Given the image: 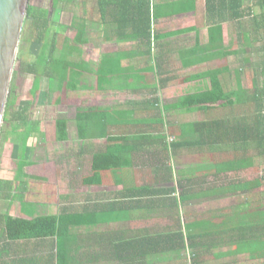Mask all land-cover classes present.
<instances>
[{
  "label": "crops",
  "instance_id": "obj_1",
  "mask_svg": "<svg viewBox=\"0 0 264 264\" xmlns=\"http://www.w3.org/2000/svg\"><path fill=\"white\" fill-rule=\"evenodd\" d=\"M247 6L244 0V8ZM94 10L98 42L94 67L89 69L82 59L88 72L96 73L94 105L99 108V116L103 113L107 117L114 136L131 141L127 147L134 153L127 155V168L114 175L115 186H85L84 178L92 174L93 156L105 143L82 141L79 167L69 173L65 182L69 193L61 195L60 202L64 204L59 203L60 211L54 215L80 213L84 224L72 227L70 235L65 226L64 238L17 242L15 248L20 251L16 249L17 264H59L60 250L69 253L71 264H189L187 251L178 248L180 240L171 241L175 242L171 247L160 242L168 235L186 236L187 228L195 230L198 238L195 251L199 264H247L251 256L233 254L232 234L230 230L226 232L225 221L231 225L233 214L216 213L199 203L192 205L199 198L210 200L207 206L219 198L216 189L206 185L205 177L200 179L201 175L192 171L191 176L180 179L183 184L179 189L177 184L158 179L156 173L152 185H138L148 180L145 172L151 168L141 161L166 153L167 136L165 143L164 138H156L164 136L165 128H155L151 123L163 109L168 131L195 124L188 122V118L199 113H184L176 107L197 90L209 89L208 80L192 82L193 78L209 71L230 69L225 54L241 47L238 42L232 45L233 37L238 39L245 33L246 19L234 22L226 0H212L211 10L207 0H94ZM152 11L158 38L154 70L160 78L158 91L152 85L154 74L147 72L151 47L146 38ZM211 39L216 46L210 45ZM149 112L158 115L153 117ZM149 135L152 141L135 143L141 136ZM180 153L187 159L200 156L188 147ZM79 182L81 187L76 188ZM173 185L175 193L168 195V188ZM196 207L197 213L185 214L187 208ZM221 221L222 231H217L215 228ZM156 240L157 246L153 247L152 241ZM33 243L39 248L29 251L27 246Z\"/></svg>",
  "mask_w": 264,
  "mask_h": 264
},
{
  "label": "rangeland",
  "instance_id": "obj_2",
  "mask_svg": "<svg viewBox=\"0 0 264 264\" xmlns=\"http://www.w3.org/2000/svg\"><path fill=\"white\" fill-rule=\"evenodd\" d=\"M60 1L61 3L57 8L55 0L31 1L33 7L49 10L52 21L57 23L53 26V41L51 43L53 44L56 33L61 32L56 38L58 48L52 53V45L50 44L51 47L46 52L48 60L53 59V63L49 66L52 74L42 68L32 72L29 67L34 63L37 64L38 60L41 61L40 55L43 53V45L36 43L38 35L33 22L32 24L26 23L11 86L10 98L13 99L12 105L9 111L7 108L6 119L2 128L0 140V189L3 190L6 186L8 188L10 182L12 190L9 189L5 192L6 196H8L7 200L0 199V213L10 214L15 217L37 218L39 216L54 215L59 212V203L64 204L62 200L60 202L61 195L69 193V190L65 187V182L69 178V173L79 167V161L77 162V160L82 158L83 144L79 137L77 122L79 109L76 103V95L68 91L67 87L60 89L59 79H53V76L54 74L56 77L62 75L63 67L68 60L74 62L83 59L86 60L89 69L94 67L95 46L98 43L94 1L87 0L86 3L84 2V6L80 4V1H77L76 7L75 4H71V0ZM251 1L247 0L248 6L251 5ZM256 13L260 15L261 12L256 10ZM36 17L40 19V11H36ZM60 24L65 27L60 26ZM83 28L87 31L86 39L89 41L86 45L80 44L75 40ZM244 30L247 33V39L242 42L241 47L236 46L237 39L233 37L232 45L236 47L232 50L238 51V54L229 58V72L222 78L227 91H240L244 97V104L232 110L214 113L210 116L211 119L249 116V121L253 122L256 118L257 113L254 111L250 112V107L252 106L250 99L256 91L264 90V41L255 40L254 33L257 27L254 20H246ZM57 62L59 67H57ZM59 62L61 63L59 64ZM155 68L156 62L151 53V65L147 72L154 74L155 78L152 80V85L154 90L158 91L161 84L158 75L155 76ZM36 87L38 93H36ZM81 88L88 91L91 89L95 90L94 74L88 71L84 73ZM260 111H263L262 106L259 107ZM159 113V118L155 119L151 124L155 128H165L164 136L161 137L159 135L156 138L162 140L167 136L165 145L167 152L165 154L163 153L164 151L162 152L163 154H154L149 157L148 161H141V163H149L151 168H149L148 173L145 172L146 176L148 175L145 178H148V180L141 183L138 182V185L142 186L148 183L152 185L156 173L158 179H164L165 171L161 163L165 161L172 172L174 184H177L179 189L183 184L180 179L183 176H191L192 171L198 172L201 175L200 179L205 177L208 181V183L207 181L205 183L209 188H223L226 191L229 187L234 188L239 184L251 185V188L246 193L229 194L226 192L219 198L212 200L208 206L207 204L210 200L203 201L205 198H199L192 205L199 206V204H203L205 209H210L216 213L229 211L233 215L241 213L242 210L244 211L247 208L253 210L257 208L258 210L260 206L264 207L263 157H258V153L254 151L251 153L254 161L248 163L247 166L235 164L231 166L230 170L226 169L227 171L220 173L214 166L218 159H214L211 154L200 153L198 159L197 157L187 159L180 151L177 154L174 153L173 146L171 148L167 145L168 136L172 137V135L168 131L163 109ZM150 114L153 117L158 115L155 112H149ZM206 119L205 115L198 114L188 118V122L198 123ZM59 120H67L69 122L70 140L68 142H61L59 139ZM167 121L169 123V119ZM175 139V143H177L179 138L175 137ZM24 158L27 162H30V165L26 167L25 175L19 177L20 163ZM85 159L89 164L90 161L87 158ZM83 164L84 167H87L84 161ZM80 166L82 165L80 164ZM161 167L162 172H159L158 169H161ZM48 183L58 187L56 201L53 203L42 194L46 192L44 188ZM75 187H81L80 182ZM77 199L80 200V197ZM186 211L185 214H194L198 212V207L187 208ZM63 236L61 238H64ZM27 247L29 251L39 248L34 243ZM16 249L19 251L18 248ZM26 258L30 257L26 255ZM250 258L247 264H264L263 255H254V258Z\"/></svg>",
  "mask_w": 264,
  "mask_h": 264
},
{
  "label": "trees",
  "instance_id": "obj_3",
  "mask_svg": "<svg viewBox=\"0 0 264 264\" xmlns=\"http://www.w3.org/2000/svg\"><path fill=\"white\" fill-rule=\"evenodd\" d=\"M77 1H80V4L84 6V2L86 3L87 0H71V4H75L76 7ZM60 3V0H55L56 8L59 7ZM207 3L208 10H211L212 0H207ZM226 3L230 4L233 21L240 22L241 20L243 22L245 19L254 20L257 27L254 33L255 40L264 41V0H252L251 5L247 6L246 9L244 8V0H226ZM256 10H260V15H257ZM36 11H40V19H37ZM27 22L28 24H32L33 22V26L35 25V30L38 35L36 43L43 45V53L40 55L41 61L38 60L37 64L34 63L29 68L32 72L41 70L42 68L52 74L49 66L53 63V59L49 61L46 52L51 47L50 44L52 45V53L58 48L56 38L61 32L56 33L54 42L53 44L51 43L53 41V26L57 23L52 21L49 10L38 9L32 5L29 9ZM151 22L152 19L149 20V32L146 38L150 47ZM60 26L64 25L60 24ZM86 34L87 31L83 28L75 40L80 44L86 45L89 42L86 39ZM246 39L247 33H242V36L240 38L238 37L237 42L242 44ZM214 44H212L211 39L210 45L213 46ZM237 54L238 52L232 51V53L225 54V58L228 59ZM57 67H59L58 62ZM87 71L90 70L85 67L83 60L74 62L68 60L63 67L62 75L56 77L54 74L53 79H59L60 89L67 87L68 91L76 95V103L79 109L77 122L80 139L82 141L102 140L105 143V147L94 154L92 174L84 178V185L113 187L116 184L114 175L127 168V155L129 153L133 154L134 152L128 151L127 145L131 141L129 142L127 137L114 136L107 124V117L103 113H99L101 114L100 116L97 114L99 108L94 105V100L97 96L96 90L91 89L88 91L81 88L82 77ZM91 72L96 74L94 70ZM228 72V69L209 71L206 74L193 78L192 82L208 80L210 83L209 89L201 88L197 90L196 94L183 98L176 108L184 113L197 112L205 115L207 119L195 123L191 127L180 129L179 131L169 129L172 137L179 138L178 142L172 145L174 153L177 154L178 151L188 147L201 154H211L214 159H218L214 166L220 173L225 172L226 169L230 170L231 166L235 164L247 166L248 163L254 161L251 156V153L254 151L258 153V157L264 158V90L256 91L250 99V103L252 104L250 112L254 111L257 113L253 122L249 121V116L241 118H210L214 113L232 110L244 104V97L239 90H226L222 78ZM99 83L102 84L100 74ZM36 93H38L37 87ZM12 100V98L9 99L8 111L11 108ZM260 106H262L263 111L259 112ZM69 129V122L67 120L58 121V133L61 142H68L70 140ZM150 137V135L145 137L141 136L135 143L152 141L153 139ZM163 141L165 143L166 140L164 139ZM165 151L167 152V148ZM166 163L165 161L161 163L165 171L164 181H169L173 184L172 172ZM28 165H30V162H27L24 158L20 163L19 177L25 175L24 172ZM162 167L158 169L159 172H162ZM46 185L44 188L46 192L42 194L53 203L56 201L58 187L53 184L49 185V183ZM11 186L9 182L8 188L6 186L3 190L0 189L1 200H7L8 196H6L7 194L5 192L9 189L12 190ZM250 188V184H239L234 188L229 187L226 191L223 188H216V196H222L226 192L229 194L246 193ZM175 189L174 185L169 187L168 195L175 193ZM228 223L226 220L225 228L226 232L230 230L232 234L233 254H248L252 258H254V255L259 254L264 256V207L260 206L258 210L244 209L241 213L233 215L232 219H230L231 225H228ZM83 224V217L80 213L68 214L66 216L45 215L37 218L15 217L10 214L0 213V264H17L15 244L19 241L61 238L65 234L63 232L65 226L66 233L70 235L72 227H80ZM222 226L223 222L221 221V224L215 229L217 231L221 229L222 231ZM174 240L181 241L178 244L179 249L191 250L194 255V263L199 264L198 253L196 252L198 249V238L195 235V230L187 228L186 236L183 233L173 236L168 235L167 237L161 238L160 242L163 244L166 243L171 247L175 245V242L174 244L171 243ZM157 242L158 240L152 241L153 247L157 246ZM59 255V264H71L69 253L65 254L60 250Z\"/></svg>",
  "mask_w": 264,
  "mask_h": 264
},
{
  "label": "water",
  "instance_id": "obj_4",
  "mask_svg": "<svg viewBox=\"0 0 264 264\" xmlns=\"http://www.w3.org/2000/svg\"><path fill=\"white\" fill-rule=\"evenodd\" d=\"M32 0H0V140Z\"/></svg>",
  "mask_w": 264,
  "mask_h": 264
},
{
  "label": "built area",
  "instance_id": "obj_5",
  "mask_svg": "<svg viewBox=\"0 0 264 264\" xmlns=\"http://www.w3.org/2000/svg\"><path fill=\"white\" fill-rule=\"evenodd\" d=\"M152 22H151V53L153 55V59L156 62L155 55H156V49H157V28H156V21L154 19L153 11H152ZM170 141V142H169ZM176 142V139L174 137L168 136V145L172 148V144ZM188 254V260L189 264H195L194 263V255L192 254L191 250L187 249Z\"/></svg>",
  "mask_w": 264,
  "mask_h": 264
}]
</instances>
